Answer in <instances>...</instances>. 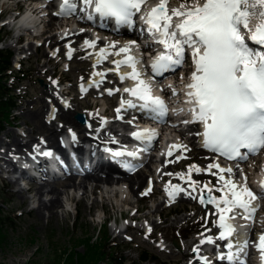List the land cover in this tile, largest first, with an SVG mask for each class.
<instances>
[{"label":"rangeland","instance_id":"obj_1","mask_svg":"<svg viewBox=\"0 0 264 264\" xmlns=\"http://www.w3.org/2000/svg\"><path fill=\"white\" fill-rule=\"evenodd\" d=\"M15 6V0H0V39L2 40L0 49L9 50L13 53V57L20 59L19 66L22 65L24 80L20 85L12 86L17 100L16 109L9 120V124L5 126L0 134V142L10 141L12 134L18 135L23 141L27 140L24 135L35 125L31 120L25 118L23 113L33 112L38 108V86L44 84L45 81L58 84L60 74L66 83L63 87L58 84V88L70 91V96L75 98L71 105L80 108L74 114L75 117L77 113L86 114L88 110L84 109L87 108L88 104L92 105V113L99 112L105 107L112 111L116 104L115 97L100 98L98 97L100 93L94 92L89 97L82 98V94L79 92V83L82 78L86 79L92 73L90 63L87 65L82 64L84 58L86 59L82 54L77 55L71 61L65 60L66 55H63V52L60 55L61 58H56L51 54L47 45L37 46L39 43L43 44L44 40L42 38L39 36L32 38L33 35L29 32L23 33V38L17 42L18 38L15 32L12 31L14 28L8 24V17L11 14H7L9 9L15 8ZM43 19L47 22V17ZM50 21L51 19L47 22L48 27L46 26L45 36L47 37L62 31L60 22L54 21L50 26ZM181 66L183 67V64ZM81 74L86 75L81 77ZM7 83L10 86L14 82L11 83L9 79ZM58 95L56 93L57 101L61 103L62 99ZM47 104L50 107L51 103L47 102ZM96 105H98L97 109L95 108ZM57 124L58 127L65 125L63 122ZM66 129L69 128L66 127ZM36 137L40 138V135H36ZM191 137L192 135L188 134V138ZM189 143L188 141L183 144L186 151H190L189 157L194 161L193 153L201 152V150L194 144ZM0 147L4 148L1 145ZM261 151L260 155L254 156L255 163H257L256 159H260L264 155V148ZM14 152L15 148L11 146V151L5 156L0 151V157L8 158ZM202 153L211 158L212 162L216 160L212 152L204 151ZM186 156L187 154H184V157ZM194 163L190 162L175 167V160H172L169 176H178L185 173ZM237 163L239 165L244 163L249 166V172L253 171L254 165H251V163L253 164L251 159ZM149 165L152 173H148L145 179L146 181L149 179L156 180L153 188L154 194L149 200L140 199L143 194L140 190L137 193H127L126 198L129 203L125 205L126 201H123L125 197L120 192L117 193L116 197L114 192L117 187H113L114 192L107 196L108 199H105L106 194L98 189L92 192L89 191L88 196L83 201H78V197L81 199L83 191H78L79 193L76 195V190L73 189L71 192L68 190L73 202L71 204L70 202L63 203V207L58 208L56 215L49 219L42 218V215L38 213L37 201L32 198L30 192L25 191L24 196L26 198L23 199L17 192L20 189L19 185L12 178H3L5 174L2 173L3 169L1 167H4L5 170L6 164H4L3 158L0 159V264H58L65 251L80 256L88 250V239L98 236V230H100L101 222L104 219L106 225L102 229V235L109 238L113 245L112 251H115L118 255L122 254L127 264H175L176 255L185 248L186 242L199 240L205 232L203 226L210 212L200 210L205 202L208 203L209 196L208 189L205 191L203 185L207 183L209 189L212 190L218 183H216L217 180H214L213 185H211L210 180L207 178L205 182L196 177L197 190L192 193L188 189L187 183L182 184L179 182L180 189H183V192L189 194L190 197L182 200L181 196H177L173 199L177 202L171 208L166 209L169 201L166 200L165 189L172 183L169 180L160 182L159 175L162 169L160 162L155 166ZM200 166L201 171H204L207 164H201ZM143 168L144 166L140 167V169ZM136 170H139V168ZM12 172L10 171L8 174L11 175ZM80 180L81 177H78L76 182ZM65 181L66 179L62 178L51 183H56L58 189L62 190ZM92 186L93 183H87L88 189ZM210 195L216 197L212 193ZM43 198H46V196L44 195ZM202 198L206 200L203 203L201 202ZM259 200L260 204L264 203V195L260 196ZM93 203L96 206L90 211ZM137 206L142 209V212L136 215L137 221H132L130 217L133 209ZM122 213H125V215ZM159 214L161 218H158ZM215 215L216 211H214V216L209 217V221L210 227L214 228L213 231L217 234V230H215L217 218ZM121 217L120 225L115 227L114 220L119 222ZM124 226H127V229L124 230ZM147 229H153V237L159 247L153 244L154 241L151 238L146 237L145 232ZM116 235L118 236L116 237ZM192 249L199 250L196 245ZM144 252H148L149 260L142 263L141 256ZM197 256H190L186 262L191 261L192 258H197Z\"/></svg>","mask_w":264,"mask_h":264},{"label":"snow or ice","instance_id":"obj_2","mask_svg":"<svg viewBox=\"0 0 264 264\" xmlns=\"http://www.w3.org/2000/svg\"><path fill=\"white\" fill-rule=\"evenodd\" d=\"M83 3L92 6L93 13L101 20L113 18L118 26H131L134 14L141 10L146 0H83ZM167 4L168 0H159L142 17L149 31L159 37V43L166 50L152 62V71L160 74L181 64L183 46L190 47L195 71L186 85V95L187 102L193 105L190 109L193 121L203 124L204 147L228 159H245L241 149L256 153L264 148V51L249 47L243 34L246 32L249 41L264 47V0H182L170 10ZM73 8L69 0H63L60 14ZM92 18V14L87 16L89 20ZM85 43L89 47L94 46V42ZM132 44L134 42L116 53L125 54V59L116 62L117 66L130 67L131 72L126 76L136 82L133 88H125L124 92L142 102L139 104L141 110L163 117L167 113L164 101L152 95L151 86L140 79L141 74L136 69L138 61L128 55ZM104 53L105 50L101 49L100 55ZM125 105L137 107L132 100H122L121 107ZM156 135L155 130L147 128L132 133L135 139L149 142ZM113 155L119 157L125 152L117 151ZM127 155L135 157L136 153L128 152ZM211 168H217L221 174L232 172L231 168H220L218 164L209 165ZM192 169L201 171L191 166L189 172ZM219 180L223 181V186L217 191L224 194L217 199L210 195L212 190L208 189L207 202L217 208L219 227L223 229L219 238L224 239L234 231L226 220V214L235 209L250 214L254 211L250 206L257 195L246 184L238 186L230 175L227 179L220 175ZM260 187L264 189V180L260 182ZM175 190L183 191L179 188ZM168 195L171 198L174 193L169 192ZM201 202H204L203 198ZM208 242H211L210 238ZM256 248L261 255V264H264V234L259 237ZM227 259L232 261L234 255L230 252Z\"/></svg>","mask_w":264,"mask_h":264},{"label":"bare ground","instance_id":"obj_3","mask_svg":"<svg viewBox=\"0 0 264 264\" xmlns=\"http://www.w3.org/2000/svg\"><path fill=\"white\" fill-rule=\"evenodd\" d=\"M9 1H13V0H9ZM38 1V0H37ZM50 5L48 9H33L30 12V16L25 17L24 18V22L27 20H32V22H36L38 19H43L48 13L47 10L51 9V7L55 10L57 9V5H56V1L55 0H47ZM147 3H153V4H158L159 0H146ZM182 2V0H168V4H167V8L170 10L171 8H175L177 7L180 3ZM69 3L74 5V8L71 10H66L65 14H61L58 17L55 16H51V21H50V26L52 24V22L57 21L60 22V24H62V31L60 33L57 34H52L51 36L47 37L45 36V34H42L40 38H42L44 40L42 45H47L50 49L51 54L54 56L58 53V51L61 53L62 51H65V55L67 58H71L75 52L74 50V39L75 38H79V39H83V43H82V50H79V52L83 53L84 57H86V60L83 61V65H87L88 63H91L92 67H93V72L90 75V78L86 81L81 79V83L79 84V91H84L87 89H90L92 87H94L95 89H99L100 85L102 83H104V78H106L107 75H112L115 76L116 79L119 80V83H121L122 85H124L122 90H119L120 93L123 94V100L127 101V100H137L135 97H131L128 93L124 92L125 88H133L135 86V81H133L130 77L126 76L127 73L131 72V68L128 67L127 65H120L119 67L117 66V61H121L125 58V54L121 53L120 55H117L116 53L118 52V50L122 47H124L125 45H129L131 41H114V40H110L108 38L105 39H99V32H91V31H87V30H81L80 28L76 29L74 27V21H68L66 24L64 23L65 18H70L68 17V15H73L72 17L78 18L80 16H82L84 13H82L78 7V1L76 2V0H69ZM84 7H86L85 11H89L87 9L88 5H84ZM33 15L37 16L34 17ZM49 15V14H48ZM95 15V14H94ZM96 20H86L87 23H91L93 25H95L94 22ZM103 22L106 23L104 26H101L102 30H106V31H114L115 33H117L118 31L121 32L122 34H124L125 36H128V25H117L115 23V20L113 18H105L103 19ZM133 22H134V17H133ZM175 22V18L174 21ZM117 26V28L115 27ZM81 30V31H80ZM101 30V31H102ZM120 33V34H121ZM245 36H247V33H243ZM115 35V34H114ZM125 36H116V37H125ZM85 41L88 42H94V46L93 47H89ZM247 43V41H246ZM248 44V43H247ZM64 45H66V47H64ZM111 45H115V47H110ZM259 46V45H258ZM135 46L134 44L131 45V50H130V54L133 55V57H135V59L138 61V63L136 64V69L137 71L140 72V79H143L144 81H146L150 86H151V90H152V95L153 96H160V94L158 92L161 93L160 89L155 88L153 85V82L150 78H148V76H146L145 74L142 73L141 69L139 68V66L141 65V63H143L140 59L138 60L137 56V50L135 51ZM101 49L105 50V53L103 56L100 55ZM73 60V59H72ZM110 63V67L107 69L101 68L103 65H106L107 63ZM183 71H187V78H190L192 72L194 71L193 67H189L187 65H185L183 68H181ZM176 71H172L170 72L168 75H170L169 77H174L175 78V82L177 81L178 83H180L181 79H179L178 77H176ZM86 74H81V77H84ZM124 76V79H121V77ZM103 80V81H102ZM173 80V79H172ZM86 81V82H85ZM190 82V79H189ZM188 82V83H189ZM37 90H39V96L37 97L38 100V108L36 110H34L33 112H25L23 113V116L29 120H31L33 122V124L35 125L34 128H32L31 130L28 131V133L26 134L25 131L24 133L26 135H24L27 140L23 141L19 138L18 135H14L12 134V136L10 137V141L6 142V143H1V146H4V148L0 147V151L1 153L5 156L7 155L10 151H11V146H13L15 148V152L13 153L14 155H19L21 158L26 159L29 158L28 154H26L27 150H32L36 145H39L42 143L47 142L48 146L47 148H52V147H56L57 145H59V134L64 132L66 127L69 128L70 130H72L73 133L76 132V135H78V141L72 143V148L74 151H76V153L78 155L83 156L84 153H82V147H84L83 144H90V142H93L89 136L95 135L97 134L100 138V140H104L105 146H103L102 148H112V147H116V146H121V145H117L114 144L115 141L113 139H122L123 142L127 143L129 140L127 139V136L123 135V134H119L120 131L122 129L125 130H131L130 132H137L141 129H143L144 127H142L138 121H136L135 119L131 120L130 122L125 121L126 119H124L125 117H121L123 115H125L126 113H132V112H144L146 114H148V116L153 115L156 116L158 118H163L165 119L167 116H169V112L167 110V113L165 116L163 117H159L157 114L155 113H147V111H143L140 109L139 104L142 103L140 101V103L136 104L137 107L135 108H129L127 107V105H125L124 107H121V101L119 103L116 104L117 107H119L118 109H120L119 113L117 112V109L115 110L118 118L114 121H109L108 118H103L104 119V123H105V127L101 128L98 130V128L91 130L89 126H94V123H97L100 119V117L95 116V114H97V112H93L91 111L92 105L88 104L87 108H85L84 110H88V112H86V123H79L78 121H76L75 119V113L78 111L79 106L74 107L73 105H71L70 101L66 98L63 99V97H65V93L63 92L64 90L59 89L58 88V84H53L51 81H45L44 84H42L41 86H38ZM94 89H91V93H94L93 91ZM105 92L107 94H109V92L113 91V89H104ZM184 90H186V93L188 91L187 88H184ZM57 91V92H56ZM163 93L168 94V87H164L163 88ZM69 92V91H67ZM56 93H58L62 100L61 103H58L57 101V96ZM46 97V98H45ZM164 104L165 106H167V104L170 103V98H165L164 100ZM47 102L51 103L50 107L47 104ZM136 103V102H135ZM187 105H189L187 103ZM98 105H96V109H97ZM168 109V106L166 107ZM109 109L105 110V113L108 112ZM114 112V111H113ZM101 114V113H100ZM99 115V114H98ZM133 114H130V116ZM85 116V117H86ZM101 116V115H100ZM134 116V115H133ZM48 118V119H46ZM50 118V119H49ZM136 118V117H134ZM166 120V119H165ZM125 121V122H122ZM63 122L65 125H63L62 127H58L57 123H61ZM91 124V125H90ZM155 124H152L151 126H154ZM157 127V125H156ZM190 127H195L194 124L190 125ZM121 129V130H119ZM153 130L156 131L157 133V129L155 128V126L153 127ZM164 129L159 130L158 133H160L161 131H164ZM86 131H88L90 133V135H88L86 133ZM72 133V134H73ZM183 134V133H182ZM36 135H40V138H37ZM184 135V134H183ZM74 136V134H73ZM181 136V135H179ZM187 141H189L191 144H194V146H197L198 148H200L201 152H197V153H193L194 156V160L196 161L194 164H192V166H195L196 168L202 169L201 168V164L205 165L207 164V166H205L203 169L204 171H199L197 172L195 169H192L191 172H189V169L182 174H179L178 176H167L166 172H169L172 168V158L174 159L176 156L175 160H178L179 157H182L183 154L186 153V148L183 146L182 144V139L178 140L177 138H174L171 136V134H169V136L167 137V140L165 142V147L163 148L164 153H174L173 156H167L165 158V166H162V172H165L166 174H160V178L161 179H171V184L170 186L166 187L167 188V194L169 192H173L174 195L170 198V196L168 195V197L170 199H174L177 196H181L180 198L182 200H186L187 198L190 197L189 194H187L186 192L183 191H176V188L180 189V186L178 185L179 182H181L182 184H188V189L190 191H192V193H195L197 190V186H196V177H202V178H208L209 180H218V185L216 187L212 188V195H216L217 199H219L224 193L223 191H217V189L222 188L223 186V181L219 180V176L223 175L225 177V179L229 178V175L231 176V179L239 186L241 184H246V186L257 195V199L254 200L251 204V208L252 209H256L257 208V213L258 216L262 218V221H264V203L260 204V203H256L258 201V197L259 195L256 193V188L255 190L252 189V184L250 183L249 180V176L250 174H248L247 171H244V177H240L238 175V170L235 166H232V164H235L237 160H240V162L244 161L245 159H236L235 161H231L228 162L227 164H223L221 162H219V160H211V158L207 157L206 155H203L202 152L204 151H211L208 148L204 147L202 138L200 136V134H196V136H193L192 139L187 138ZM156 142V140H155ZM153 144V148H157V143ZM90 148H93V150H97L96 148H100V145L98 143H91ZM107 146V147H106ZM126 150H131L129 147L125 148ZM160 149V148H159ZM88 153L89 151L86 150ZM140 153V152H139ZM144 153V152H143ZM155 157V155H151L149 157L148 160H146L144 163H142V165L144 166L143 169H139V170H131L132 169V165L127 162V161H121V166H122V170L124 171H117L118 168H116L115 166H113L112 164L109 163V161L107 159L102 158L101 156H97L95 158V156H91L90 157V161L92 162L93 166L92 169H90L89 172H86L83 177L81 178V180L79 182H76L75 177L76 174L71 173L69 175V177L66 179L65 184L61 189H58L57 184L56 183H42L39 185L36 184H32V186L30 187L29 191L32 194V198H34L37 201V211L40 215H42V218H49L51 219L52 217H54L56 215V210L60 207H63V203H69L72 200V197L70 196L68 190H73L75 189L76 192L82 190V196L80 201H83L85 199V197H87L89 191H95V190H101L103 193H105V199H108V195L111 192H114V190H110V188L113 187H119V189L121 190V188H123L121 190L122 195L126 198L128 196L129 193H137L138 191L141 190V192L143 194H146L147 192H149L152 183H154V180L149 179L146 181L145 176L148 173H152V169L150 167V163L152 162L153 158ZM4 160V164H6L5 170L4 167H1L3 169V171L6 172H10L13 171L15 169V165L13 163V161L11 160V156H9L8 158L2 157ZM64 157H62L63 159ZM262 162H263V169L261 170V173L259 175H257L258 181L257 183L260 185V182L262 180H264V155L261 157ZM83 160H78V162L80 163V167L84 165V162H82ZM245 162V161H244ZM161 164H163V160L160 161ZM212 164H218L220 168H231L232 172L231 174L229 173H219V170L217 168H211L209 169V165ZM241 164V163H240ZM59 165V164H58ZM67 165L69 164V161L67 162ZM140 165V167L142 166ZM253 165V164H252ZM240 166H244V163L241 164ZM49 165H41L38 168H35V171L37 173L42 174L41 176L45 177L46 176V171H48ZM147 168V169H146ZM64 169H66L64 167ZM61 169V170H64ZM133 171V172H132ZM202 172H204L202 174ZM211 172H215V177L213 175H211ZM182 177V178H181ZM87 183H93V186L88 189L87 188ZM175 186V187H173ZM207 186V187H205ZM105 189V191H104ZM203 189L206 191L207 189H209V186L207 183H205L203 185ZM25 189L20 187V189L17 191L23 199L26 198V196H24L25 194ZM117 191L114 192V195H117ZM128 193V194H127ZM46 196V198H43V196ZM117 197V196H116ZM127 199V198H126ZM125 199V200H126ZM127 201L126 200V204L127 205ZM206 200H204L205 202ZM96 206L95 203H93L92 207H90V211L93 210V208ZM221 207H223V205H221ZM201 211H207L210 212V216H213V212L217 211V208L215 205L211 204V203H204L203 206H201L200 208ZM65 213V212H64ZM63 213V216H64ZM236 215L243 213V217L246 219H251L254 214L253 211L249 214V213H245L243 210L240 209H235L233 210V212ZM216 216L219 217V213L216 214ZM136 218V217H135ZM235 220H238L239 218H234ZM228 223H230L231 219H226ZM232 223V222H231ZM247 225H249V223H245L243 221L237 222V224L233 225L232 227L234 229L233 234L230 238H228L227 240V245L231 244L232 245V250H237L241 247V234L239 231H246L247 229ZM261 226V225H260ZM238 227H239V231H238ZM146 233H149V229H147ZM244 233V232H241ZM261 234H264V230L260 229L257 232V235L260 237ZM257 235H252V238L256 239L258 241L259 238H257ZM118 235H116L117 237ZM209 240V239H207ZM198 241V240H193L192 242H186L185 244V248L183 250H181V252H179L176 255V260L174 261L175 264H200L199 259L198 258H194L192 259V261L186 262L187 259L190 256H195L197 254H199L200 252L205 251V253H208L206 251V248L208 249V251H211L212 253L215 252V249H217L216 246H213L211 243H209L208 241ZM218 240H221L220 238ZM226 243V242H225ZM196 245V247L199 249L195 250L192 249L193 246ZM212 246V247H211ZM211 247V249L209 248ZM231 250V249H229ZM201 255V254H200ZM202 256V255H201Z\"/></svg>","mask_w":264,"mask_h":264},{"label":"trees","instance_id":"obj_4","mask_svg":"<svg viewBox=\"0 0 264 264\" xmlns=\"http://www.w3.org/2000/svg\"><path fill=\"white\" fill-rule=\"evenodd\" d=\"M12 56L11 51L0 50V133L8 125L17 101L13 88L8 86L7 82L12 78L15 85H19L24 80L23 68L15 71L12 66ZM8 72H13L12 76ZM88 242L87 252L78 256L72 255L73 252L65 251L58 264H127L122 254L118 255L112 251L113 245L109 238L102 235V229L98 230L96 238H90ZM148 256V252H144L142 262H147Z\"/></svg>","mask_w":264,"mask_h":264},{"label":"water","instance_id":"obj_5","mask_svg":"<svg viewBox=\"0 0 264 264\" xmlns=\"http://www.w3.org/2000/svg\"><path fill=\"white\" fill-rule=\"evenodd\" d=\"M77 119H78L79 121L83 122L84 117H83L82 114H78V115H77Z\"/></svg>","mask_w":264,"mask_h":264}]
</instances>
